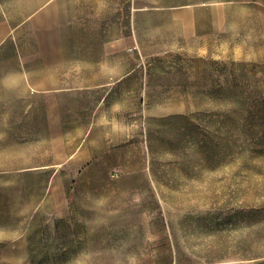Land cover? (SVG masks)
<instances>
[{
  "label": "rangeland",
  "instance_id": "obj_1",
  "mask_svg": "<svg viewBox=\"0 0 264 264\" xmlns=\"http://www.w3.org/2000/svg\"><path fill=\"white\" fill-rule=\"evenodd\" d=\"M39 1L0 0V19ZM60 2L85 26L46 41L61 52L49 60L78 82L29 94L4 71L18 49L0 54V264L264 259V56L239 34L242 11L200 41L139 14L138 50L104 60L99 26L123 23L125 0ZM21 37L29 63L48 62Z\"/></svg>",
  "mask_w": 264,
  "mask_h": 264
},
{
  "label": "crops",
  "instance_id": "obj_2",
  "mask_svg": "<svg viewBox=\"0 0 264 264\" xmlns=\"http://www.w3.org/2000/svg\"><path fill=\"white\" fill-rule=\"evenodd\" d=\"M108 2L109 0H102ZM121 2V0H115ZM126 16L124 22L120 17L110 19V22L101 24L98 30L96 45L100 52L101 59L119 57L127 52L138 50L142 42V34L137 27L136 17L139 14H153L163 12L169 22L177 26L173 35L182 40H202L206 32L213 34L216 38L217 28L222 20V12L226 9H240L242 11V22L240 23L239 34L250 44L251 49H256V56H264V0H125ZM208 14L207 20L203 16ZM85 22L84 18H77L69 15L67 7L62 5L60 0H41L34 4L16 20L2 16L0 19V54L11 57L18 49V56H22V63L14 69L4 70L6 77L17 75L29 94L44 93L51 90V87H60V84L78 82V77L66 76L61 81L59 74L67 69L65 65L51 64L49 58L56 57L61 52H55L53 47L47 45L46 41H53L56 32L66 29L81 27ZM112 25L110 28L109 25ZM207 24L208 30L202 29L201 25ZM227 24V22H223ZM85 24H83V27ZM27 31L33 35L31 40L34 46L33 58L47 57L48 62L44 65L29 63L28 57L19 51L14 44L22 40L21 33ZM44 40V44L40 41ZM215 40V39H214ZM98 65V64H97ZM97 68L99 66H96ZM3 73V70H0ZM130 73L126 70L123 74ZM5 76V75H4ZM127 75H121V71L114 82H121ZM73 88V85L71 86ZM57 90V89H52ZM71 92L70 90H66ZM213 264H264V259L255 260H230Z\"/></svg>",
  "mask_w": 264,
  "mask_h": 264
},
{
  "label": "bare ground",
  "instance_id": "obj_3",
  "mask_svg": "<svg viewBox=\"0 0 264 264\" xmlns=\"http://www.w3.org/2000/svg\"><path fill=\"white\" fill-rule=\"evenodd\" d=\"M16 262H21L25 257V254L21 251L14 252Z\"/></svg>",
  "mask_w": 264,
  "mask_h": 264
}]
</instances>
